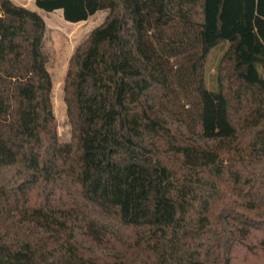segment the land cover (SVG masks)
Listing matches in <instances>:
<instances>
[{"label": "trees", "instance_id": "trees-1", "mask_svg": "<svg viewBox=\"0 0 264 264\" xmlns=\"http://www.w3.org/2000/svg\"><path fill=\"white\" fill-rule=\"evenodd\" d=\"M142 3L36 0L107 11L70 59L62 143L46 21L0 0V264H264V0ZM143 21L166 58L224 46L199 121L156 104L170 80Z\"/></svg>", "mask_w": 264, "mask_h": 264}, {"label": "rangeland", "instance_id": "rangeland-1", "mask_svg": "<svg viewBox=\"0 0 264 264\" xmlns=\"http://www.w3.org/2000/svg\"><path fill=\"white\" fill-rule=\"evenodd\" d=\"M12 1L29 9L37 10L46 21L47 31L43 50L48 57L47 67L53 82V110L58 124L59 139L62 143L69 142L71 125L64 99V83L70 59L76 48L88 38L90 32L104 21L107 11L99 12L84 23H72L64 19L62 10L49 13L39 9L36 6V0ZM138 3L141 7L139 13L145 17L148 13L142 6V0H138ZM149 22L152 24L151 19ZM149 33V23L143 21L141 51L161 62L166 69L171 88L167 96L156 99V104L162 110L181 120L199 121L202 110L201 83L204 80L208 87L213 86L215 68L224 46L213 48L206 61L197 56L170 59L163 57L158 52Z\"/></svg>", "mask_w": 264, "mask_h": 264}, {"label": "crops", "instance_id": "crops-1", "mask_svg": "<svg viewBox=\"0 0 264 264\" xmlns=\"http://www.w3.org/2000/svg\"><path fill=\"white\" fill-rule=\"evenodd\" d=\"M19 5V4H18ZM35 11H37V10H35ZM57 11V10H56ZM38 12V11H37ZM55 12V11H54ZM101 12V11H100ZM39 13V12H38ZM99 13V12H98ZM98 13H96V14H98ZM95 14V15H96ZM94 16V15H93ZM107 16V14L105 15V17ZM92 17V16H91ZM105 17H104V19H105ZM85 21H83V22H80V23H84Z\"/></svg>", "mask_w": 264, "mask_h": 264}]
</instances>
